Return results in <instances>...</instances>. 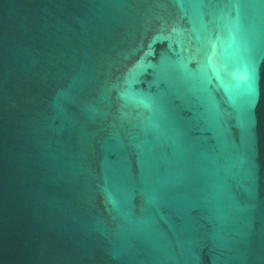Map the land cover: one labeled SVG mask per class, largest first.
I'll return each instance as SVG.
<instances>
[{"label":"water","instance_id":"1","mask_svg":"<svg viewBox=\"0 0 264 264\" xmlns=\"http://www.w3.org/2000/svg\"><path fill=\"white\" fill-rule=\"evenodd\" d=\"M0 264H264V0H0Z\"/></svg>","mask_w":264,"mask_h":264}]
</instances>
